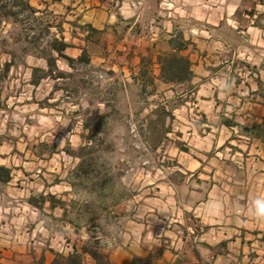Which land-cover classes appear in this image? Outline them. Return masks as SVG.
I'll list each match as a JSON object with an SVG mask.
<instances>
[{"label":"rangeland","instance_id":"rangeland-1","mask_svg":"<svg viewBox=\"0 0 264 264\" xmlns=\"http://www.w3.org/2000/svg\"><path fill=\"white\" fill-rule=\"evenodd\" d=\"M29 3L0 0V153L13 154L0 163L28 175L41 170L49 182L68 173L72 225L35 230L65 235L67 241L52 243L57 254L95 242L100 249L97 238L105 236L111 247L122 218L163 212V181L177 180L186 127L202 123L195 109L213 104L212 83L193 94L189 83L152 84V60L169 54L163 49L170 39L197 45L205 63L228 61L221 72L230 76L231 104L239 97L264 103V0H150L131 10L127 0H105L116 19L101 31ZM73 43L78 49L64 51ZM11 169L0 165V182ZM22 181L14 172L8 186ZM7 202L0 201L3 208ZM19 229L0 224V239Z\"/></svg>","mask_w":264,"mask_h":264},{"label":"crops","instance_id":"crops-1","mask_svg":"<svg viewBox=\"0 0 264 264\" xmlns=\"http://www.w3.org/2000/svg\"><path fill=\"white\" fill-rule=\"evenodd\" d=\"M29 1L34 8L42 4L50 6L53 13L69 20V24L72 17H78V22L97 31L116 19V13L105 7V0ZM127 1L129 10L132 5L136 7L137 1L150 2ZM71 49H78V44L73 43L64 51ZM163 51L186 57L189 74L184 80L164 82L159 76L161 63L152 60L151 83H189L191 94L195 88L198 92L205 82L212 83L213 104L207 112L213 120L206 111L195 109L201 112L203 121L199 124L193 120L186 127L189 139L183 146L189 148L177 154V180L163 181L167 190L160 201L163 212L156 215L150 209L155 214L140 218L135 213L128 214L112 235L115 242L111 247L106 246L108 237H96L100 250L107 254L109 264H264V218L255 216L252 208L255 199L264 198V139L254 128L263 120L264 103L257 100L245 103V98L239 97L240 104H231L230 76L221 72L228 61L205 63L197 45L176 52L167 42ZM10 63L8 60L5 65ZM177 125L185 128L183 123ZM12 155L10 150L0 153V160H8ZM0 165L11 169L4 162ZM14 172L27 179L20 182L21 187L16 186L17 182L14 188L8 186ZM67 174L64 171L49 182L41 170L31 175L24 170L8 171L7 180L0 182L4 188L0 189V201H8L4 208L0 203V210L6 211L0 224L18 225L20 229L0 239V264H38L41 260L48 264L57 254L52 243L67 241L56 230L47 237L35 232L37 227L65 229L72 225V185ZM38 181L41 184L37 188ZM151 215L155 219H150ZM72 247V252H81L76 245ZM82 257L84 264L93 263L87 253H82Z\"/></svg>","mask_w":264,"mask_h":264},{"label":"trees","instance_id":"trees-1","mask_svg":"<svg viewBox=\"0 0 264 264\" xmlns=\"http://www.w3.org/2000/svg\"><path fill=\"white\" fill-rule=\"evenodd\" d=\"M168 45L171 49H174L176 52L185 48L182 40L170 39ZM66 45L62 44L61 47H55L57 52H60ZM161 63V79L164 82H170L176 79L177 74L188 75L189 60L186 57L177 55L176 53L166 54L163 59L159 58ZM49 67L50 62H48ZM257 134L264 139V117L260 124L254 126ZM82 253H87L93 263L92 264H109L107 254L102 252L95 242L94 246H83L81 247V252H72L68 255L56 254L52 261L48 264H84ZM38 264H47L42 260Z\"/></svg>","mask_w":264,"mask_h":264},{"label":"clouds","instance_id":"clouds-1","mask_svg":"<svg viewBox=\"0 0 264 264\" xmlns=\"http://www.w3.org/2000/svg\"><path fill=\"white\" fill-rule=\"evenodd\" d=\"M253 214L264 218V198H257L252 202Z\"/></svg>","mask_w":264,"mask_h":264}]
</instances>
